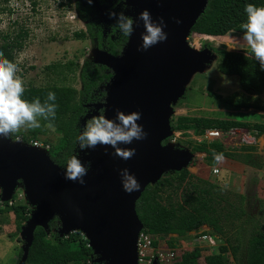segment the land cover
<instances>
[{
  "label": "water",
  "instance_id": "water-1",
  "mask_svg": "<svg viewBox=\"0 0 264 264\" xmlns=\"http://www.w3.org/2000/svg\"><path fill=\"white\" fill-rule=\"evenodd\" d=\"M207 4L208 0H127L125 5L134 11L137 21L121 55L115 57L101 50L106 54L102 61L94 53V63L113 72L105 88V102L95 106V113L103 109L109 118L118 109L142 113L139 122L144 125L146 138L121 145L135 148L132 158L121 159L110 146L88 149L83 162H90L91 168L84 177L85 183L80 184L65 179L64 169L51 160L48 151L42 149L43 157L27 146L9 147L12 137L0 135L1 200L10 201L22 187L25 200L33 208L21 232L25 245L19 264L28 259L36 229L41 227L49 233L55 219L60 222L61 238L81 232L93 251V264H138L137 242L144 225L137 214V202L148 186L155 185L167 173L188 169L196 155L171 142L164 143L174 132L173 107L185 96L192 77L203 72L215 58L209 49L197 51L188 44ZM144 9L150 11L154 20L162 17L168 33L167 40L146 51L138 50L145 31L138 15ZM123 168L135 174L141 184L139 191H124L120 179ZM99 195L101 208L96 204Z\"/></svg>",
  "mask_w": 264,
  "mask_h": 264
},
{
  "label": "trees",
  "instance_id": "trees-1",
  "mask_svg": "<svg viewBox=\"0 0 264 264\" xmlns=\"http://www.w3.org/2000/svg\"><path fill=\"white\" fill-rule=\"evenodd\" d=\"M246 3L264 6V0H208L205 12L192 29V35L215 38L218 41L230 38L227 37L228 35L242 38L243 29L241 25L247 19L244 12ZM75 11L77 17L87 25L86 32L75 35L77 39L89 38L96 42L99 50L115 57L121 55L129 37L122 36L115 26H113L111 34L105 37L104 33L98 30L93 22L92 7L84 5L80 0L75 4ZM5 46L23 49V44L19 41L18 43L15 41L7 42ZM0 55L2 54L0 53ZM218 59L219 72L225 76H237L242 93H234L223 98L210 92L208 96L222 101V106L232 112L250 109L264 112V105L260 98L264 94V69H261L259 61L256 60L250 47L238 52L220 51L218 52ZM78 68L82 83V90L80 91L66 85L39 88L25 87L24 96L28 100L39 97L43 102L49 91L55 92L56 103L58 104L56 117L49 120L42 118V126L33 130L30 137L22 136L21 138L16 132L11 135L14 140L21 139L23 142L31 144L37 141L44 126H53L62 134V137L55 146H49V155L51 160L63 169L66 158L73 152H79L75 138L83 126L81 119L88 111L85 105L103 104L106 98L105 88L113 77V72L109 68L91 61L84 62L81 67L70 63L68 65L55 64L49 69L62 75L61 80L66 81L67 75L75 73ZM185 97L186 94L182 99ZM100 110L97 111L98 114ZM93 115L96 114L93 113ZM225 115L234 116L231 113ZM171 125L174 132L194 131L197 136H201L209 130L227 133L236 129L251 130L256 133L254 134L255 138L264 135V124L252 125L234 118L179 116L175 121L171 120ZM170 141L171 139L167 140L164 145ZM189 147L193 154H206L212 162H215L213 160V151H215L223 153V157L227 159L241 160L246 165L252 163L250 154L241 158L233 151L227 150L220 142H190ZM242 149L254 151L256 148ZM136 209L145 232L156 238H168L171 235L183 238L203 226L209 227L212 234L226 238V244L219 246L218 254L212 258V264H227L225 255L228 252L232 254L235 264L239 263V253L243 241L241 237H227L225 221L230 217L242 220L245 211L231 204L221 189L192 175L188 169L168 173L155 185L148 186L137 202ZM6 213L15 215L18 223L17 229L21 233L31 211L27 203H19L15 206H9L8 203H5L3 207H0V220ZM59 228L58 220L55 219L50 224V234L41 227L36 229L34 242L24 264H87L95 259L89 242L81 232H75L68 237L61 238L58 233ZM172 242V239L168 241V246L171 248L173 247ZM158 244L155 242V246ZM200 249H196L192 254L186 253L182 258L179 257L177 264H195L201 253ZM22 255L21 251L17 264H19ZM245 262L246 264H264V226L253 225L246 240Z\"/></svg>",
  "mask_w": 264,
  "mask_h": 264
},
{
  "label": "rangeland",
  "instance_id": "rangeland-1",
  "mask_svg": "<svg viewBox=\"0 0 264 264\" xmlns=\"http://www.w3.org/2000/svg\"><path fill=\"white\" fill-rule=\"evenodd\" d=\"M78 0H0V53L9 60L18 63L19 75L25 81V87H47V86H70L78 91L82 90L80 80V69L75 73H69L66 81L54 70L49 69L52 65H68L74 63L80 67L86 61L94 58V53L102 61L106 54L97 48L96 42L89 38L77 39L75 35L87 31L86 23L82 22L76 14L75 4ZM84 5H90L93 9V22L98 30H101L105 37L111 34L115 26V18H110V10L119 12L124 10L127 15H134V11L125 4L117 3V0H80ZM70 2V3H69ZM224 40L215 38L188 37V44L197 51L205 48L209 49L214 60L205 67L204 71L195 74L186 89V97L175 105L172 120L179 116L193 117H219L222 119L234 118L249 124H264V115L248 110L233 113V117L225 114L231 113L222 105V101L215 97H209L213 92L223 98L234 93H242L237 76H225L218 70V52L232 51L238 52L249 48L242 38L228 35ZM18 41L23 44V49L6 47L7 42ZM63 70V69H61ZM58 71V70H57ZM264 105V94L261 95ZM251 110V109H250ZM223 111V112H219ZM223 115H218V114ZM40 127L42 126V118ZM84 119H81V124ZM39 127V128H40ZM21 128L16 131L22 138L32 136V131L39 129ZM235 131V132H234ZM256 133L248 129L230 130L225 135L210 139L207 132L197 136L194 131L173 132L171 143L175 142L177 148L188 149L190 142L210 143L225 142V146L237 154V156H252V163L248 166L241 160H232L236 163L222 161L212 162L204 159V155H198L193 159V163L188 167L191 174L198 176L212 186L222 190L234 206L245 211L242 220L230 217L225 221L227 237H241L243 244L239 253V263L246 264V240L253 225L264 226V135L255 138ZM62 134L53 126L43 127L42 134L38 136L37 142L47 148L55 146L61 139ZM14 140V139H13ZM21 140V139H18ZM175 140V141H174ZM22 141V140H21ZM255 147L254 151H245L242 148ZM83 161L88 152L79 151ZM227 159V158H226ZM85 162V161H84ZM88 163V162H87ZM238 163H241L238 164ZM220 170L219 175H214L212 170ZM234 165V166H233ZM258 166V167H257ZM168 174V173H167ZM22 187L17 189V197L23 193ZM28 202L23 199L20 204ZM29 206V205H28ZM32 213L33 208L29 206ZM30 213V214H31ZM30 216V215H29ZM17 220L13 213H6L0 220V264H17L20 253H23L25 240L17 229ZM25 225V224H24ZM58 225L60 222L58 220ZM50 234V232L48 233ZM85 238V237H84ZM170 238V236L168 237ZM172 248H178L179 257L186 253L192 254L196 249L202 248L195 264H212V258L218 254L219 246L226 244V238L220 237L217 241L218 247L208 248L206 244L195 243V239L190 236L171 237ZM168 246V242L160 243ZM171 248V247H169ZM227 264H235L232 254L225 255ZM209 259V262H208Z\"/></svg>",
  "mask_w": 264,
  "mask_h": 264
},
{
  "label": "clouds",
  "instance_id": "clouds-1",
  "mask_svg": "<svg viewBox=\"0 0 264 264\" xmlns=\"http://www.w3.org/2000/svg\"><path fill=\"white\" fill-rule=\"evenodd\" d=\"M91 2L92 0H89V3ZM126 2L127 0H117L119 4H126ZM244 12L247 19L241 25L242 40L250 46L261 69H264V6L246 3ZM108 15L110 18H115V27L122 36L129 38L132 36L137 17L127 15L124 10L119 12L110 10ZM138 19L143 21L145 29L141 33L142 44L138 50L146 51L167 40L168 33L164 30L166 23L162 17L154 20L150 11L144 9L139 13ZM24 93L25 81L19 75L18 63L0 55V135L11 137L21 128H39V118L49 120L56 117L58 104L55 92L49 91L43 102L39 97L28 100ZM141 119L140 111L124 112L118 109L115 116L109 118L106 111L102 109L98 115H92L85 121L75 138L76 145L80 152L94 149L97 145L110 146L114 149V155L128 160L135 155L136 150L134 147L121 145H131L134 140L146 138L147 132L144 125L139 122ZM209 131L219 132L218 130ZM223 158V153L213 151L214 161L220 162ZM90 168V162H83L78 152H73L66 158L64 177L84 184V177ZM120 179L125 192L132 193L141 188L135 174L127 168L120 169Z\"/></svg>",
  "mask_w": 264,
  "mask_h": 264
},
{
  "label": "built area",
  "instance_id": "built-area-1",
  "mask_svg": "<svg viewBox=\"0 0 264 264\" xmlns=\"http://www.w3.org/2000/svg\"><path fill=\"white\" fill-rule=\"evenodd\" d=\"M206 132L207 136H209L210 139H213V137H218L220 134L217 131ZM173 144H175V142H173ZM29 145L39 146V148L49 152V146H47V148H44V146L42 144L40 145L37 141ZM212 173L214 175H219L220 170L218 168H214L212 170ZM1 194L2 191L0 189V207H3L5 203H8L9 206H15L19 204L21 200L25 199L24 193L20 194L17 197L16 190L13 198L10 201L2 202ZM190 237L196 238L194 242L200 245L206 244L209 248L218 247L217 241L219 240V237L212 234V230L209 227H201L197 231L190 233ZM168 241H170V238H156L145 232V230L143 229L139 235L137 242L138 264H154L155 262L156 264H177L179 258L178 248H169L160 244L161 242H164L166 244ZM155 242L159 243L158 246H155ZM87 264H93V261H89Z\"/></svg>",
  "mask_w": 264,
  "mask_h": 264
},
{
  "label": "bare ground",
  "instance_id": "bare-ground-1",
  "mask_svg": "<svg viewBox=\"0 0 264 264\" xmlns=\"http://www.w3.org/2000/svg\"><path fill=\"white\" fill-rule=\"evenodd\" d=\"M192 35V34H191ZM124 104H126V102H124ZM25 146H27V149L31 152H35L38 156H43L44 157V152L42 151L41 148H39V146H35V145H25L22 141L19 140H12L11 142L9 141V147H14V148H26ZM96 204L99 208L102 207V197L101 195H99L96 198Z\"/></svg>",
  "mask_w": 264,
  "mask_h": 264
},
{
  "label": "crops",
  "instance_id": "crops-1",
  "mask_svg": "<svg viewBox=\"0 0 264 264\" xmlns=\"http://www.w3.org/2000/svg\"><path fill=\"white\" fill-rule=\"evenodd\" d=\"M205 36H207V35H205ZM248 111H251V112H253V114L254 113H258V114H263L264 115V112L263 111H259V110H256V109H251V110H248ZM219 112H223V111H219ZM233 113H237V112H231V114H233ZM236 130H241V129H236ZM233 131V130H232ZM235 132V131H234ZM219 133H220V135H225V133H223V132H221V131H219ZM263 136V135H262ZM220 143H222L224 146H225V142H223V141H221ZM225 148L227 149V150H230L229 149V146H225ZM198 155H204L205 156V158L204 159H208V157L206 156V154H201V153H199V154H196L195 155V157L196 156H198ZM225 160H228V159H226V158H223V160L222 161H225ZM222 161H220L219 162V165H220V163L222 162ZM193 162V161H192ZM228 162H231V163H236L235 161H232V160H228ZM238 164H240L241 165V163H238ZM234 166V165H233ZM249 166V165H248ZM251 166V165H250ZM190 167V166H189ZM216 168H218V165H217V167ZM192 175H194V174H192ZM194 176H196V175H194ZM196 177H198V176H196ZM203 227H207V226H203ZM188 236H190V233L188 234ZM171 237H175V238H177L178 236L177 235H171L170 236V238ZM171 240V239H170ZM209 248V247H208Z\"/></svg>",
  "mask_w": 264,
  "mask_h": 264
},
{
  "label": "flooded vegetation",
  "instance_id": "flooded-vegetation-1",
  "mask_svg": "<svg viewBox=\"0 0 264 264\" xmlns=\"http://www.w3.org/2000/svg\"><path fill=\"white\" fill-rule=\"evenodd\" d=\"M96 105H100V104H88V105H85V107H87L88 111L86 112V115L84 116V118H86L87 115L91 116L93 113H95L96 111ZM95 114H98L97 112ZM82 118V119H84ZM89 118V117H88ZM86 118L83 122V124L85 123V121L88 119Z\"/></svg>",
  "mask_w": 264,
  "mask_h": 264
}]
</instances>
